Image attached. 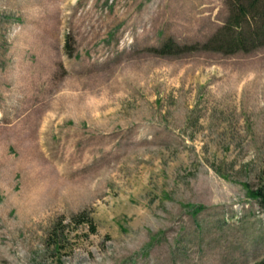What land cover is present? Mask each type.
Instances as JSON below:
<instances>
[{
  "label": "rangeland",
  "instance_id": "374dc122",
  "mask_svg": "<svg viewBox=\"0 0 264 264\" xmlns=\"http://www.w3.org/2000/svg\"><path fill=\"white\" fill-rule=\"evenodd\" d=\"M235 1L0 0V264L264 261V43L190 47Z\"/></svg>",
  "mask_w": 264,
  "mask_h": 264
},
{
  "label": "trees",
  "instance_id": "16d2710c",
  "mask_svg": "<svg viewBox=\"0 0 264 264\" xmlns=\"http://www.w3.org/2000/svg\"><path fill=\"white\" fill-rule=\"evenodd\" d=\"M235 2H237L236 6L231 9L227 21L218 33L204 44H192L191 49L202 47L207 50L232 53L250 51L264 43V37L259 39L264 36V0H238ZM213 43L215 46H212ZM255 196L261 197L262 205H264V191H255ZM259 264H264V261Z\"/></svg>",
  "mask_w": 264,
  "mask_h": 264
}]
</instances>
